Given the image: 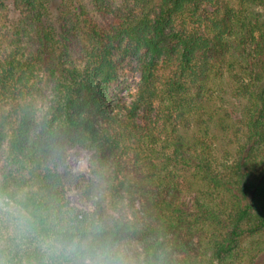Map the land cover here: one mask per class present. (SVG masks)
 <instances>
[{
    "label": "trees",
    "instance_id": "1",
    "mask_svg": "<svg viewBox=\"0 0 264 264\" xmlns=\"http://www.w3.org/2000/svg\"><path fill=\"white\" fill-rule=\"evenodd\" d=\"M0 264H264V0H0Z\"/></svg>",
    "mask_w": 264,
    "mask_h": 264
},
{
    "label": "rangeland",
    "instance_id": "2",
    "mask_svg": "<svg viewBox=\"0 0 264 264\" xmlns=\"http://www.w3.org/2000/svg\"><path fill=\"white\" fill-rule=\"evenodd\" d=\"M18 12H14L8 15V25L13 23L16 18L18 17ZM8 26V27H9ZM121 72V80L118 82L117 86H115V90L118 91L119 98L122 101L130 102L131 101V94L135 91L140 74L137 70L136 61L132 59H127L124 62L120 69ZM91 155V151L81 147H73L70 149V165L73 169L82 171L84 173H88V159ZM70 195L72 198H75L76 193L71 190Z\"/></svg>",
    "mask_w": 264,
    "mask_h": 264
}]
</instances>
